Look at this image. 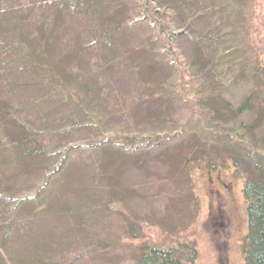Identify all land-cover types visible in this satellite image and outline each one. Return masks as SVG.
I'll return each instance as SVG.
<instances>
[{
  "label": "rangeland",
  "instance_id": "rangeland-1",
  "mask_svg": "<svg viewBox=\"0 0 264 264\" xmlns=\"http://www.w3.org/2000/svg\"><path fill=\"white\" fill-rule=\"evenodd\" d=\"M39 1L0 0L1 27L5 29L0 38L10 37L13 30H19L28 20L20 22L19 26L15 23L17 15L30 12L28 16L33 18ZM151 1L157 3V0ZM160 1L164 6L177 1L176 4H181L178 9H185L182 17H195L194 28L205 36L203 42L216 62L217 70L233 78L239 69L237 65L233 66L237 54L229 48L234 36L232 33L227 38L222 36L225 29L218 24L220 12L214 10L202 16L197 13L198 7L210 6L213 1ZM160 8L149 12L159 14L161 10L163 12ZM130 15L136 18L135 8ZM144 23L137 25L144 28ZM71 25L72 16L65 13L59 40L56 46L48 47L51 48L48 57L39 56L45 45L34 43L27 45L38 48L35 58H31L27 51H21L22 56H19L18 50H27L19 41L11 42L7 51H0V73L10 74L3 81L6 86L0 88V96L11 107L17 121L30 128L42 145L45 153L38 158L47 160L39 171H32L15 184L14 189L23 191L22 195L14 202L0 205V216L7 228L6 242L0 246V264H129L136 248L143 242L173 248L182 264H243L242 245L247 232L243 178L235 174L230 159L224 165L221 160L212 159L216 161L212 168L208 166L209 158H201L198 166L184 168L185 171L189 169V180L167 183L163 177L168 167L153 160L160 150L157 142L165 133L164 129L153 125L134 127L119 114L121 103L117 99L129 97L133 86L121 74H116L111 85L98 78L100 85L96 88H90V84L85 86L87 98L96 107L98 124H78L86 118H78L80 110L65 99H69V94L79 93L82 74L73 71L65 75L74 76L66 83L62 81V86H58L54 76L58 72L54 69L57 63H68L69 66L71 61L74 62L70 52ZM143 28L133 30L132 41L143 32ZM171 32L174 30L169 28L167 36ZM85 62L90 63V59ZM48 66L51 67L46 71ZM47 76L53 78L52 85ZM248 87L244 82L231 84L227 96L238 101ZM179 113L176 110L177 116ZM248 118L250 116L245 119ZM263 129L260 134H264ZM102 132H106L105 135L111 133L118 143L134 146L153 143L155 146L148 152L136 150L134 155H145L140 168L129 165L122 169L113 165L105 174L102 169L93 168L102 156L96 151L100 148L97 146H100L98 139L103 137ZM245 139L249 141L248 136ZM179 143L176 140L166 147L171 144L186 147L188 144ZM240 154L243 159L247 156L254 160L244 151ZM185 155H189L187 151ZM0 161V174L5 176L8 171L3 165L4 158L0 157ZM24 170V167L20 169L23 173ZM97 174L103 178L99 179ZM4 183L5 179L1 184ZM189 186L194 188L193 208L187 199L177 196ZM23 199L30 204L23 205L20 202ZM13 206L20 211L10 220L9 211ZM186 243L195 250L193 260H190L192 255Z\"/></svg>",
  "mask_w": 264,
  "mask_h": 264
},
{
  "label": "trees",
  "instance_id": "trees-1",
  "mask_svg": "<svg viewBox=\"0 0 264 264\" xmlns=\"http://www.w3.org/2000/svg\"><path fill=\"white\" fill-rule=\"evenodd\" d=\"M212 1L214 4L210 6L198 7L197 13L202 16L214 10L220 12L218 24L225 29L222 36L227 38L231 33L234 36L229 48L237 54L233 66L237 65L239 69L233 78L217 70V64L203 42L205 36L194 28L195 17H182L185 9H178L181 4H176L177 1L164 6L157 0V7H162L163 12L161 10L156 18L150 14V9H144L140 0H40L33 18L28 16L30 12L16 16L17 25L28 20L19 25V30H13L10 37L0 38V51H7L11 42L19 41L27 47V50L23 47L17 51L19 56H22L21 51H27L31 58H35L38 48L27 45L34 43L45 45L39 56L48 57L51 55L48 47L56 46L59 40L64 14L72 16L70 52L74 62L71 61L69 66L68 63H57L54 69L58 72L54 76L58 86H62V81L66 83L74 76L65 75L73 71L82 74L79 93L69 94V99H65L80 110L78 118H86L78 124H98L96 107L84 91L87 84L96 88L100 85L97 80L101 78L111 85L116 74L130 80L133 83L130 96L117 99L121 103V112H118L134 127H163L165 133L157 142L160 150L153 160L168 167L163 177L167 183L189 180V169L185 171L184 168L198 166L201 158H209L208 166L212 168L216 162L212 159L221 160L222 165L230 159L235 174L243 178L242 197L247 216L243 264H264V134H260L264 128V0ZM49 6L51 9H46ZM134 8L138 14L136 18L130 15ZM1 20L0 37L5 33ZM145 20L148 22L144 23ZM139 22L145 27L138 26ZM136 27L143 28V32L132 41L131 35ZM170 27L176 33L167 36ZM167 46L170 47L165 50ZM87 58L90 63L85 62ZM9 76L0 73V88L6 86L3 81ZM46 79L52 85L53 78L47 76ZM243 82L249 86L243 98L234 101L227 96L231 84ZM176 110L180 112L178 116ZM185 114L188 116L184 117ZM105 133L102 132L103 137L100 135V146H97L100 148L96 150L102 156L93 167L102 169L105 174L113 165L122 169L129 165L140 168L145 155H134L136 150L148 152L155 146L153 143L139 146L118 143L111 133ZM33 134L30 128L17 121L11 107L0 96V157L4 158L3 165L8 171L5 176L0 174V205L14 202L22 195L23 191L14 189L15 184L32 171H39L47 161L38 158L45 152ZM125 138L129 140V137ZM176 140L181 142L179 144H188L186 147L172 144L166 147ZM185 151L189 155H185ZM241 151L253 156L254 160L247 156L243 159ZM22 167L24 173L20 171ZM97 175L99 179L103 178ZM106 178L111 180V177ZM177 196L184 197L194 207V188L191 186ZM24 201L20 202L30 204ZM13 208L9 211L10 220L20 211ZM6 236L7 228L1 215L0 246L5 244ZM185 246L190 249V260H193V246L188 243ZM135 252L129 264H182L173 248L154 242H143Z\"/></svg>",
  "mask_w": 264,
  "mask_h": 264
}]
</instances>
